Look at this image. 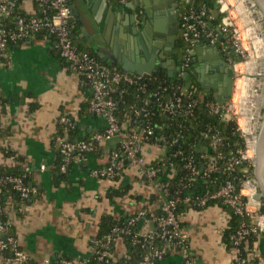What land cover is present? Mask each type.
I'll return each mask as SVG.
<instances>
[{
    "label": "crops",
    "instance_id": "0c3cea01",
    "mask_svg": "<svg viewBox=\"0 0 264 264\" xmlns=\"http://www.w3.org/2000/svg\"><path fill=\"white\" fill-rule=\"evenodd\" d=\"M135 1L69 0L70 6L81 12L83 23L80 24L77 18L72 22L78 29L76 42L85 48H95L94 43L106 46L104 36L108 40L113 39L115 24L124 16L121 6H131ZM21 3L27 16L37 13L33 0H21ZM140 11H132L128 7L126 15H138L140 24L143 22ZM150 12L160 14L157 20H161V25L157 33L166 37L161 41L163 46L166 39H173L169 33L175 31L170 18L171 7L158 1ZM83 27L94 39L93 44L84 36ZM139 28L143 30L144 26L140 25ZM177 30L178 43L180 27ZM138 44L142 50L140 40ZM175 54L176 49L173 57H176ZM216 54L210 41H202L195 53L198 70L213 64L217 59ZM141 59L142 66L154 69L158 65L157 61L151 62L143 56ZM91 95L88 81L61 57L56 39L50 34L10 44L0 61V165L14 167L16 157H21L25 162L24 167L32 172L41 191L40 197L29 202V205L20 208L10 205L7 208L14 235L30 257V264H61L63 260L90 264L94 255L91 243L98 235L102 217L110 214L120 222L131 223L141 212L142 204L130 197L116 198L111 202L109 190L122 184L131 186V194L145 200L155 195L150 185L141 179L142 174L137 169H127L118 183L93 175L94 170L109 164L111 154L120 144L118 139L105 143L97 153L89 154L83 161L79 158L73 163L66 182L55 184L53 169L58 158L57 138L64 128L60 119L69 117L75 121L77 141H84L106 128L104 118L90 113L89 109L84 110ZM135 129L129 128L132 131ZM3 150L10 151L12 155L6 156ZM143 150L149 162L160 155L155 146L144 147ZM42 166H45V170H41ZM147 206L152 213L158 208L156 203ZM180 219L190 252L198 264H235V250L223 242L229 217L221 207L190 210L183 213ZM136 223L140 235L156 231L155 224L146 219L137 220ZM116 251L120 256L125 253L120 240L117 241ZM254 252L264 264V231ZM183 263L182 253L171 250L158 264ZM0 264L16 263L6 254H1Z\"/></svg>",
    "mask_w": 264,
    "mask_h": 264
},
{
    "label": "built area",
    "instance_id": "2783aa9c",
    "mask_svg": "<svg viewBox=\"0 0 264 264\" xmlns=\"http://www.w3.org/2000/svg\"><path fill=\"white\" fill-rule=\"evenodd\" d=\"M18 1L0 0V61L5 57L10 44L26 41L43 32L54 36L61 57L71 65L75 72L82 74L91 87L90 113L102 117L106 121L105 130L93 135L88 142H70L67 139L68 134L65 137L57 138L58 149L64 160L63 172H66L71 164L79 160V157L76 156L77 153H92L107 142L114 139L120 140L118 148L110 156L109 164L94 170L93 175L113 182L116 169L123 168V160L128 163V169H137L148 179L150 187L158 197L163 213L161 219L158 220L153 214L148 219L147 212L141 211L131 222L133 224L140 219H146V221L154 224L158 222V229L154 233L143 235L145 245L151 246V254L146 256L140 264H155V260L161 261L170 250H178L182 253L183 264H198L190 252L187 235L181 220L177 216L178 201L168 198V186L157 180L160 169L153 166L143 152L144 147L155 146L159 148L156 145L154 130L149 126L142 130L136 128L135 131L122 128L117 117V103L112 98L117 86L121 84L138 85L146 78L116 70L75 45L69 0H33L40 13L28 17L14 15ZM182 1L186 5V10L180 20V39L184 44V54L180 68L175 74L179 85L175 86L172 97L164 102L162 110L171 117L181 120L195 117L196 109L203 103V99L196 96L195 85L183 79L194 64L196 49L204 40L210 41L213 46L218 45L223 52H226L227 47L231 45L239 58V61L233 63L234 85L231 96L221 102L210 101L205 106L211 116L218 117L221 121L234 122L245 142V151L232 155L226 165L225 173L230 174L245 163L250 164L254 169L258 144L256 130L263 116L264 100L263 97L261 99L262 92L259 93L258 84L256 85L257 88L255 85L252 87L254 99L252 100L251 97V102L249 100L246 102L245 89L248 80L255 82L259 80V76L264 75V73L252 74L251 72L252 65L259 59L261 53L259 51L261 50L259 43L261 37H257L252 28L255 23L259 22L261 23V31L264 32L262 15L250 0H217L215 9L210 8L206 3L194 7L191 0ZM246 2L249 4L248 9L245 6ZM248 14L256 16V20L251 24L246 23ZM8 19L12 20V25L2 23ZM221 34L225 41H221ZM136 115H140V113L136 112ZM144 116L148 120V113ZM73 121L69 117L60 119L61 125L66 128V133ZM206 137L210 139V148H205V151L202 152L207 153L203 156L205 161L202 166L203 171L193 162V153L184 159V167L192 177L203 172L206 174L216 172L218 170L217 162L222 159L218 153L208 155V151H218L222 139L217 134L210 135V131L203 134V139ZM152 138V141H155L154 144H152ZM167 150L169 147L165 144L159 149V153L161 154L162 151L164 152L162 155H164ZM179 155L181 153L176 154V156ZM118 162H120L119 165ZM41 170H45V166H42ZM248 170L249 167L243 170L239 189L232 180H228L220 191L212 196V198H221L224 204L233 208L237 215L250 217L253 220V224L247 227L244 225L239 232L235 241L236 246L248 235H258L264 231V203L256 200L259 191L254 185V178L249 176ZM7 186H12L24 200L30 199L38 193L37 188L28 187L22 178L0 177V214L3 213L1 199ZM209 198L206 196L199 199V204L204 206ZM186 201L189 202V200ZM9 228L10 222H0V254L10 249L14 263L30 264V257L22 250L18 240L7 236ZM158 230L160 232H157ZM118 231L115 229L112 234L116 235ZM155 238L164 239L166 244L162 247L152 246ZM111 241L112 236H108L102 245L100 242H95L98 250L94 249V254L98 256L100 261L110 257ZM235 252V262L246 264L250 260V257L241 259L238 249ZM61 264H87V262L63 260Z\"/></svg>",
    "mask_w": 264,
    "mask_h": 264
},
{
    "label": "trees",
    "instance_id": "16d2710c",
    "mask_svg": "<svg viewBox=\"0 0 264 264\" xmlns=\"http://www.w3.org/2000/svg\"><path fill=\"white\" fill-rule=\"evenodd\" d=\"M216 1L217 0H191V4L196 7L202 3H206L210 8L215 9ZM21 4V0H19L14 15L28 17L27 14L23 12ZM35 7L37 8L36 5ZM39 13L40 11L37 8V13L34 15ZM11 21L12 20L8 19L2 23L4 25H12ZM71 27L75 45L80 50L89 52L92 56L99 59L98 55L95 53V48H85L76 42L78 29L73 25V23H71ZM48 35V33L43 32L36 37ZM176 49L177 54H184V44L181 39L179 40ZM115 69L119 70L117 68ZM193 84L195 85L196 92L198 93V95L196 93V96L202 97L203 103H201V105H199L196 109V116L186 120L173 118L162 110L164 102L172 97L175 86L179 85L176 78L174 77L173 79H170L168 77V73L166 72L143 79L138 85L130 86L121 84L117 86V90L112 95V98L117 103V117L119 119V124L122 128L128 129L135 127L139 130L149 126L154 130V136L157 141L156 145L159 147L158 149L164 147L165 144L168 145L169 150H167L164 155L160 154L155 156L154 160L151 161V164L160 169L157 180L168 186V198L178 201L177 216L179 219L183 213L190 210L201 211L213 206L221 207L229 217L227 227L223 232L224 244L228 248H232L234 250L238 249L239 257L241 259H247L250 257V260L248 259L249 261L246 262V264H262L260 262V258H258L254 252L255 245L260 241V234H250L239 245H235L236 237L243 229V226L245 225L247 227L253 224L252 218L237 215L234 209L225 205L221 198H212V196H215L228 180H232L237 189H239L243 177V170L247 167H249V176L252 179L255 178L254 169L248 163L237 167L236 170L230 174L225 173L226 165L232 155L237 154L240 151H245L244 139L238 132L237 126L234 122L221 121L218 117L211 116L208 113L205 106L206 103L215 101L216 99L211 93H206L203 88L195 83ZM88 109L89 104L84 106V110ZM143 110H145L146 113L143 112ZM136 112H139L140 115H136ZM147 113L149 116L148 120L145 118L146 115L144 116V114ZM65 129L66 128H62V130H60L59 137H65V135L68 134L67 139L70 142L79 143L83 141L76 140L75 121H73L72 126L68 129L69 131L67 133ZM208 131H210V135L217 134L222 139L218 151H208V155H216L218 153L222 156V159L217 162L218 170L216 172L209 174L203 172L200 175L198 174L197 176L192 177L184 167V159L187 158L190 153H193V162L201 170L205 163L203 156L207 153H201L200 140L203 138V134ZM92 137H88L84 141L88 142ZM152 140L153 138L151 141ZM154 142L155 141H152V144H154ZM202 146L209 149L210 139L207 137L204 138ZM97 151L98 150H95L94 152L88 154L77 153L76 156L80 158V161H83L89 154H95ZM3 152L6 156L12 155L10 151L3 150ZM177 153H181V155L176 156ZM119 163L120 162H118V165ZM24 164L25 162L21 157H16V166L8 168L0 165V177L12 176L22 178L28 187L37 188L38 193L30 199L24 200L12 186H7L1 199L3 213L0 214V222H9L7 208L10 205L14 208H20L23 205H29V202L31 201H36L41 195V191L34 181L32 172L27 171ZM122 164L123 168L116 169V175L113 182L118 183L124 176V172L128 169L127 162L122 160ZM63 165V156L58 149V158L53 169V177L56 185L66 182L68 173L70 172L73 164L68 167L66 172H63ZM168 173L171 174V176L166 178V176L169 175ZM141 179H143L147 185H150L148 179L144 175L141 176ZM131 191V186L120 184L117 187L116 185L109 190L108 198L111 202H113L116 198L123 199L130 197L136 202L142 204L141 211L147 212L148 219L152 214L158 220L163 217L162 207L156 195H152L149 200H145L139 195H132ZM206 196H209L210 198L204 206H201L199 204V199ZM186 200H189V202ZM154 203L157 204L158 208L152 213L149 211L147 204L151 206ZM155 227L158 229V222H155ZM115 229H118L119 231L116 235H113L112 233ZM157 232H160V230ZM7 236L9 238H16L14 235L13 225L11 223ZM108 236H112L109 249L111 252L110 257L100 261L98 256L94 254L90 264H140L146 256L151 254V246L149 247L145 245V237L139 234V231L137 230V223L132 224L130 222H120L113 215L106 214L102 217L100 222L97 237L94 238L91 243L93 249L98 250V247L96 248L95 246V242H100V245H102L105 243L104 240ZM118 240L123 243L125 248V253L122 256H120L116 251V244ZM165 244L166 241L164 239L155 238L152 246L162 247ZM1 254H6L8 257L13 259V254L10 249ZM154 262L155 264H158L160 261L155 260ZM235 264L239 263L235 262Z\"/></svg>",
    "mask_w": 264,
    "mask_h": 264
},
{
    "label": "water",
    "instance_id": "95a60500",
    "mask_svg": "<svg viewBox=\"0 0 264 264\" xmlns=\"http://www.w3.org/2000/svg\"><path fill=\"white\" fill-rule=\"evenodd\" d=\"M158 1H160L162 5L165 4V6H170L172 3V0H136L131 3V6H121L120 9L124 16L119 19L118 24H115L114 38L108 40L104 36L107 47L94 43V39L88 35V32L83 27L82 32L84 36L89 39L91 44L94 43L95 53L98 55L99 59L112 68H120L124 72L142 76L146 79L165 69L168 71V77L173 79L175 71L174 68L171 67L172 62L174 61H172L171 55L174 51L173 49L175 47V43L178 40V28L174 26L175 31L169 33L173 39H166L162 46L161 41L166 37L157 33L161 25V20H157V17L160 14H151L150 12L153 4H156ZM250 2L261 13L264 22V0H250ZM128 7H131L132 11L142 10L140 13L142 14L143 22L138 24V15H126ZM70 8L71 23L74 22L75 18H77L80 21V24H83L81 21V12L73 6H70ZM140 25L144 26L143 30H140ZM220 39L221 41H225L222 34ZM139 40L142 50L139 49ZM213 48L217 52L215 46H213ZM234 55H236L235 52ZM142 56L151 62L153 61L156 63L157 61L158 65H156L154 69L142 66L140 64L142 62ZM194 63L196 64V60H194ZM197 72L198 70L194 68V72H188L183 80L186 81L191 74L198 77ZM232 86V78L219 75L217 83L215 87H213V90L215 91L214 97L216 100L221 102L228 99L232 93ZM203 88L205 89L204 85ZM206 90L209 91L210 89L206 88ZM256 134L258 144L254 160V185L259 191L258 200L264 203V111L262 119L258 123ZM203 140V138L200 140L201 153L205 151V147L202 146Z\"/></svg>",
    "mask_w": 264,
    "mask_h": 264
},
{
    "label": "flooded vegetation",
    "instance_id": "af4514ba",
    "mask_svg": "<svg viewBox=\"0 0 264 264\" xmlns=\"http://www.w3.org/2000/svg\"><path fill=\"white\" fill-rule=\"evenodd\" d=\"M171 2L172 3L170 5L171 7L170 18L172 19L173 25L179 28L181 16L185 12L186 5L182 0H172ZM177 45L178 43L176 42L174 49L177 48ZM215 48L217 49L216 61L211 65L205 66L202 70H198L197 64L194 63L191 66L190 71L193 73L194 68H196L198 70L197 72L198 77L191 74V76H189L187 79V81L193 82L198 86H200L201 88H203L204 85L205 86V89L203 88L204 90H206V88H209L210 90L208 92L211 93L213 96L215 95V91L213 90V87H215L219 75L232 78L234 85L233 63L235 61H239V58L236 55H234L235 51L231 45L227 47L226 52H223L219 46H216ZM171 59L172 61L174 60L171 64V67L174 68L176 74L182 62V55L177 54L176 57H173V55H171ZM163 72L168 73V71L164 69L159 71L157 74Z\"/></svg>",
    "mask_w": 264,
    "mask_h": 264
},
{
    "label": "bare ground",
    "instance_id": "6f19581e",
    "mask_svg": "<svg viewBox=\"0 0 264 264\" xmlns=\"http://www.w3.org/2000/svg\"><path fill=\"white\" fill-rule=\"evenodd\" d=\"M246 8H249V4L248 2L245 3ZM254 20H256V16H251L250 14H248V17L246 19V23H252ZM261 23H255V26L252 28L255 30V35L257 37H261V40H259L260 43V47L261 50L260 52L262 54H264V38H263V32L261 31L262 28L260 27ZM260 61V60H259ZM262 61V60H261ZM252 74H260V73H264V65L261 62H254V64L252 65V70H251ZM261 80V79H260ZM264 82V81H263ZM255 85V88H257V81L253 82L252 80H248L246 82V102H248V100L251 102V97H252V87ZM259 85V84H258ZM254 99V96L252 97V100Z\"/></svg>",
    "mask_w": 264,
    "mask_h": 264
},
{
    "label": "rangeland",
    "instance_id": "374dc122",
    "mask_svg": "<svg viewBox=\"0 0 264 264\" xmlns=\"http://www.w3.org/2000/svg\"><path fill=\"white\" fill-rule=\"evenodd\" d=\"M263 29H264V23H263ZM252 48V47H251ZM260 48H262V47H260ZM260 48H258V49H260ZM253 49V48H252ZM260 51V50H259ZM259 59H260V61H259ZM259 59L258 60H256V62H261L262 64L264 63V54H262V53H260V55H259ZM262 60V61H261ZM264 65V64H263ZM259 78V80L257 81V84H259V93H261L262 92V96H261V99H262V97H263V100H264V75H262V76H259L258 77ZM261 79V80H260ZM245 92H246V90H245ZM259 193V192H258Z\"/></svg>",
    "mask_w": 264,
    "mask_h": 264
}]
</instances>
